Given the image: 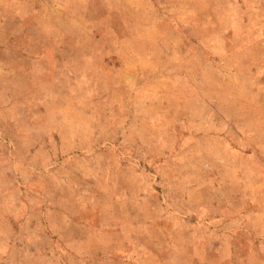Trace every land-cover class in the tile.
I'll use <instances>...</instances> for the list:
<instances>
[{
  "label": "rangeland",
  "instance_id": "rangeland-1",
  "mask_svg": "<svg viewBox=\"0 0 264 264\" xmlns=\"http://www.w3.org/2000/svg\"><path fill=\"white\" fill-rule=\"evenodd\" d=\"M0 264H264V0H0Z\"/></svg>",
  "mask_w": 264,
  "mask_h": 264
}]
</instances>
